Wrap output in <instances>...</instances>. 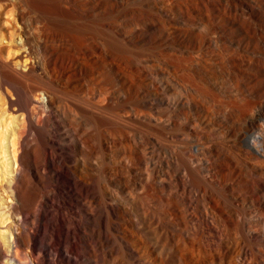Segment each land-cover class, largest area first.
Instances as JSON below:
<instances>
[{
	"label": "bare ground",
	"instance_id": "bare-ground-1",
	"mask_svg": "<svg viewBox=\"0 0 264 264\" xmlns=\"http://www.w3.org/2000/svg\"><path fill=\"white\" fill-rule=\"evenodd\" d=\"M9 1L21 22L0 37L12 113L0 119V264H264V116L205 123L219 95L184 53L129 61L120 84L105 82L86 67L106 52L104 15L59 57L48 50L63 37L42 34L29 0ZM232 96L225 108L243 114Z\"/></svg>",
	"mask_w": 264,
	"mask_h": 264
},
{
	"label": "rangeland",
	"instance_id": "rangeland-1",
	"mask_svg": "<svg viewBox=\"0 0 264 264\" xmlns=\"http://www.w3.org/2000/svg\"><path fill=\"white\" fill-rule=\"evenodd\" d=\"M4 1L0 0V37L6 36L9 38L11 31L15 30L14 25L21 22V17L16 12L17 7L11 1L6 0L7 4H4ZM29 1L30 5L25 7L24 12L28 16L31 10L30 15L40 20L39 23L44 26L45 30L42 34L44 36H51L52 34L63 37L64 40L59 41L58 46L50 47L48 50L51 52L58 49L59 57L65 55L69 48L73 50L78 48L80 41L84 38L82 33H84L85 28L83 29V27L88 22L86 27L94 23L92 17L95 18L100 14L104 15L105 21L107 20L109 23L106 30H103L105 32L103 35L108 33L104 36L105 45H102L106 52L102 57L97 56L91 59L86 67L90 73L99 70L102 74H105L102 78V80L105 79V82L113 81L114 84H120L122 81L120 75L125 71V64L129 61L142 63L145 60L149 64H154L161 57L177 59V55L184 53V57L185 55H187L186 57L191 56L190 58L194 56L193 58L196 57L195 60L202 62L204 66L202 72H199L200 77L194 78L199 83L203 82L204 85L201 82L199 87L203 86L202 89H211V93L214 91V96L218 94L223 98L220 99L216 95L218 97L215 103H218V105L206 103L208 107L212 106V108L203 113L206 119L205 123L210 120V122L220 121L224 113L227 115L228 120L236 117L245 125H249L255 120L260 121L259 119L263 118L262 115L264 116V0ZM12 6L15 8L12 9ZM5 11L15 12L13 14V25H5L3 18ZM91 18L92 21H90ZM27 19L25 17L24 21L28 22ZM84 19L86 23H84ZM70 26H72V30H70ZM78 26L79 28H77ZM113 29L117 32H113ZM107 30L108 32H106ZM74 35H77L78 41H76ZM115 36L117 37L115 38ZM69 37L72 38V42L75 40L76 43L73 42L75 46L66 43V39ZM77 42L79 43L77 44ZM64 43L66 44L63 45ZM62 51H65V53ZM147 69L145 68L142 71L137 80L142 88L151 89L155 79L148 73ZM73 74L80 75V68H76ZM190 79H193L192 76ZM194 79L192 81L195 82ZM158 80L156 79L157 82ZM78 82L82 83L83 80L79 78ZM231 87L233 88L231 89ZM9 91L10 89L0 87V119L6 114L12 115V113L9 114L11 112L8 102ZM226 92L230 96L233 95L232 97L237 96V99L239 96L241 101H237L241 104L244 103L243 100L247 101L250 97V100L248 99L249 103L245 101L246 108L245 104H242V106L239 104L242 107L241 113L243 114L237 115L228 106V108H225V100L228 99ZM224 96L227 99H224ZM242 98L244 99L242 100ZM251 100L256 103L252 104ZM218 106L222 110H226L219 111ZM211 109L214 112H211L213 111ZM167 111L170 114L172 112ZM177 113L173 114L174 118L178 117L179 114L176 116ZM188 113L191 118H202L201 115L196 113L195 109L189 110ZM4 206V203H0V210Z\"/></svg>",
	"mask_w": 264,
	"mask_h": 264
}]
</instances>
